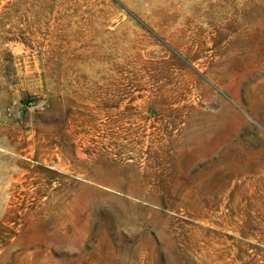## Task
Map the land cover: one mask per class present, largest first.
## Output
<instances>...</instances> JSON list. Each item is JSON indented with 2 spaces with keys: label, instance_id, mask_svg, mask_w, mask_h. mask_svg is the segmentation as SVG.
Segmentation results:
<instances>
[{
  "label": "rangeland",
  "instance_id": "374dc122",
  "mask_svg": "<svg viewBox=\"0 0 264 264\" xmlns=\"http://www.w3.org/2000/svg\"><path fill=\"white\" fill-rule=\"evenodd\" d=\"M0 264H264V0H0Z\"/></svg>",
  "mask_w": 264,
  "mask_h": 264
}]
</instances>
